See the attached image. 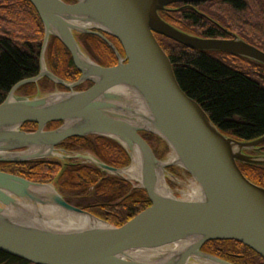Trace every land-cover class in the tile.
<instances>
[{
	"label": "water",
	"instance_id": "obj_1",
	"mask_svg": "<svg viewBox=\"0 0 264 264\" xmlns=\"http://www.w3.org/2000/svg\"><path fill=\"white\" fill-rule=\"evenodd\" d=\"M75 1L29 0L44 27L40 72L15 84L0 103V163L55 160L66 168L83 161L136 182L151 206L117 227L67 202L58 179L40 183L0 170V251L31 264H232L202 251L210 241L231 240L264 258V187L251 182L239 167V163L264 166V136L240 141L223 134L184 92L155 34L189 49L224 52L263 66L264 51L220 25L230 38L193 35L160 16L172 4L195 9L193 4L215 0ZM82 34L103 38L118 63L104 67L94 61L78 40ZM104 34L118 40L125 57ZM52 37L71 54L81 73L77 81L67 82L49 69L46 54ZM43 78L66 90L17 93ZM87 82L92 86L77 90ZM27 123L37 129L23 130ZM51 123L62 124L47 129ZM144 134L167 145V161L158 158ZM90 136L119 143L128 152L130 165L115 168L91 154L58 147L68 139ZM172 167L191 178L181 197L168 184L174 177L168 171ZM193 185L200 195L185 198L194 192ZM46 208L56 211L53 218L62 213L83 219L56 224L42 211ZM177 244L186 246L169 250ZM156 250L163 252L138 257Z\"/></svg>",
	"mask_w": 264,
	"mask_h": 264
},
{
	"label": "trees",
	"instance_id": "obj_2",
	"mask_svg": "<svg viewBox=\"0 0 264 264\" xmlns=\"http://www.w3.org/2000/svg\"><path fill=\"white\" fill-rule=\"evenodd\" d=\"M193 6L195 9L172 4L168 10L160 12V16L185 32L205 38H230L222 27L264 51V0H215ZM155 35L169 56L184 92L201 105L223 134L240 141H253L264 136L263 65L224 52L189 49L160 34ZM43 38V24L29 0H0V103L15 84L39 74ZM78 40L101 66L111 67L118 63L114 50L101 37L82 34ZM109 40L115 42L120 54L125 56L118 40L111 36ZM47 62L50 70L67 82H75L81 76L68 49L57 38L50 40ZM47 85L54 86L48 78H43L37 84L23 86L18 94L31 96L37 87L46 88ZM90 86L92 83L87 82L77 90ZM61 124L51 123L47 129H55ZM36 129L37 125L32 123L23 126L25 131ZM143 137L159 158L168 152L160 138L151 134ZM154 139L163 145L161 152L152 145ZM58 147L67 151H89L115 168H125L131 163L125 148L108 138L76 137ZM239 167L251 182L264 187V166L239 163ZM0 170L40 183L58 179V189L67 202L117 227L151 206L145 190L134 188L130 182L87 164L74 162L63 168L57 161L5 162L0 163ZM202 251L232 264H264L263 257L237 241H210ZM0 264L31 263L0 251Z\"/></svg>",
	"mask_w": 264,
	"mask_h": 264
},
{
	"label": "rangeland",
	"instance_id": "obj_3",
	"mask_svg": "<svg viewBox=\"0 0 264 264\" xmlns=\"http://www.w3.org/2000/svg\"><path fill=\"white\" fill-rule=\"evenodd\" d=\"M206 17L210 20H212L209 16L206 15ZM215 22V21H214ZM221 26V25H220ZM79 37V36H78ZM108 39V37H106ZM111 42V41H110ZM112 43V42H111ZM117 51L120 53L119 49L117 48V44H115V42L112 43ZM84 50V48H82ZM85 51V50H84ZM86 52V51H85ZM115 52V51H114ZM87 53V52H86ZM88 54V53H87ZM116 54V53H115ZM117 56V55H116ZM46 62H47V54H46ZM47 65H48V62H47ZM49 67V66H48ZM50 69V68H49ZM53 83V82H52ZM54 84V83H53ZM87 87V85H86ZM86 89V88H85ZM55 90H61L60 88H58L56 86V84H54V86L52 85H47L46 88H43V87H37L36 89V92L35 94H37L38 91L42 92V93H48V92H53ZM18 93V92H17ZM34 94V95H35ZM152 135V134H151ZM151 143L152 145L154 146V148H156L159 152H161V149H163V145L158 143L157 141L154 140H151ZM69 152H75V153H86V154H91L93 155L92 153H90L89 151H84V150H81V151H69ZM94 156V155H93ZM159 158V157H158ZM161 160H165L167 161L169 159V154L168 152L165 154V156H163L162 158H159ZM51 161H55V160H51ZM58 162V161H57ZM78 162H83V161H76V163ZM81 164H86V163H81ZM89 165V164H87ZM174 170H169L168 171L170 173H172L174 175V177H172L171 179H168V184L170 185V187L173 189L174 191V194L177 196V197H181V191H186L188 187H190V181H191V178L190 176L182 171L181 169H179L178 167H173ZM116 177V176H115ZM118 178H121L123 180H126L124 179L123 177H118ZM128 181V180H126ZM129 182V181H128ZM140 188V187H139ZM201 264H203L202 262H199Z\"/></svg>",
	"mask_w": 264,
	"mask_h": 264
},
{
	"label": "bare ground",
	"instance_id": "obj_4",
	"mask_svg": "<svg viewBox=\"0 0 264 264\" xmlns=\"http://www.w3.org/2000/svg\"><path fill=\"white\" fill-rule=\"evenodd\" d=\"M130 171L133 172V175L135 176L136 174H138V172L136 173L137 171V168L136 167H133L130 169ZM192 190L194 191L192 193V195H189L187 194L185 198H188V199H191V197L193 196L194 198L198 197L200 195V192L201 190L199 189V187L195 188V185L191 186ZM194 188V189H193ZM44 212V214L47 216V218H50L52 220L53 223H56V224H61V225H69L70 223H73L72 221H75V223H80V221L83 219H73L72 217L70 216H67L65 214H62V213H57V218L54 217L53 218V214H55V210L54 209H43L42 210ZM86 222H89V220H87ZM183 246H186V245H180V244H177L176 246H174L173 248L169 249L170 251L173 250V252H175L176 250H179L180 248H182ZM163 251H147L145 253H142V254H139L138 257L140 259H147V258H153V257H158L161 255ZM172 252V253H173ZM207 264H211V263H207Z\"/></svg>",
	"mask_w": 264,
	"mask_h": 264
},
{
	"label": "built area",
	"instance_id": "obj_5",
	"mask_svg": "<svg viewBox=\"0 0 264 264\" xmlns=\"http://www.w3.org/2000/svg\"><path fill=\"white\" fill-rule=\"evenodd\" d=\"M134 188H139V185L134 181H129Z\"/></svg>",
	"mask_w": 264,
	"mask_h": 264
},
{
	"label": "flooded vegetation",
	"instance_id": "obj_6",
	"mask_svg": "<svg viewBox=\"0 0 264 264\" xmlns=\"http://www.w3.org/2000/svg\"><path fill=\"white\" fill-rule=\"evenodd\" d=\"M185 7H186V6H185ZM194 8H195V7H194ZM97 36H98V35H97ZM104 36H105V37H108V40H109V36H108V35H105V34H104ZM99 37H100V36H99ZM102 39H103V38H102ZM103 40H104V39H103ZM109 41H111V40H109ZM122 57H125V56H122ZM262 152L264 153V149H263Z\"/></svg>",
	"mask_w": 264,
	"mask_h": 264
}]
</instances>
